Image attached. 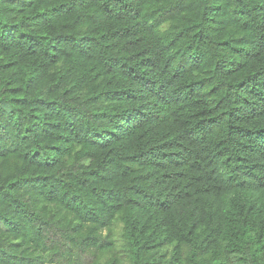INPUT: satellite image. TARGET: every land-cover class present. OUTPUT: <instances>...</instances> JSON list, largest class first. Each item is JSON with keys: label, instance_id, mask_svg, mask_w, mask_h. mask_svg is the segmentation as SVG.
Wrapping results in <instances>:
<instances>
[{"label": "trees", "instance_id": "trees-1", "mask_svg": "<svg viewBox=\"0 0 264 264\" xmlns=\"http://www.w3.org/2000/svg\"><path fill=\"white\" fill-rule=\"evenodd\" d=\"M0 264H264V0H0Z\"/></svg>", "mask_w": 264, "mask_h": 264}, {"label": "rangeland", "instance_id": "rangeland-1", "mask_svg": "<svg viewBox=\"0 0 264 264\" xmlns=\"http://www.w3.org/2000/svg\"><path fill=\"white\" fill-rule=\"evenodd\" d=\"M117 228H118V229H117V234H119L120 227H119V226H117Z\"/></svg>", "mask_w": 264, "mask_h": 264}]
</instances>
